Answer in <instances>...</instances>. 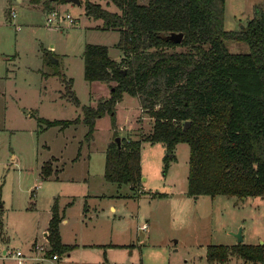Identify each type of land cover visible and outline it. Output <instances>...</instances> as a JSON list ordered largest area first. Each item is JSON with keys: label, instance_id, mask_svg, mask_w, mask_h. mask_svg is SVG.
Returning a JSON list of instances; mask_svg holds the SVG:
<instances>
[{"label": "rangeland", "instance_id": "1", "mask_svg": "<svg viewBox=\"0 0 264 264\" xmlns=\"http://www.w3.org/2000/svg\"><path fill=\"white\" fill-rule=\"evenodd\" d=\"M38 1L0 0V264H18L9 253L26 252L34 238L46 241L42 240V229L53 203L63 207L69 200L67 195L73 194L80 195L75 205L82 206L83 194L90 192H105L107 196L88 199L89 205L114 204L116 214L125 215L113 227L112 240L126 243V247L77 250L74 261L62 256L55 264H217L205 260L206 246L228 247L236 243L234 233L238 231L241 238L244 235L241 243L264 244V196L241 199L186 194V143L175 144L174 159L165 171V146L141 141L144 180L142 192L137 193L129 184L108 182L104 177L105 151L113 140L108 114L96 120L91 139L85 137L87 126L82 121L62 129L43 128L40 117L81 118V106H95L109 96L108 83L84 79L82 54L86 43L105 45L116 61L122 60L123 53L115 46L118 30L105 28L101 19L87 16L85 0L79 4L56 0L58 5L52 3L55 0H44L36 6ZM90 1L118 12L108 0ZM44 6L58 11L59 18L47 22L50 11ZM258 6L264 9V0H224L223 28L238 30ZM11 12L15 15L10 16ZM67 13L73 22L64 19ZM228 45L230 52H247L243 42L230 41ZM45 53L51 61L57 60L54 66L44 63ZM44 70L51 74L43 76ZM68 80L79 106L63 96ZM152 122L138 97L124 94L117 102L119 137L139 139L150 131ZM53 155L58 157V166H54L60 169L58 179L41 178L45 162L53 169V161L49 160ZM142 223L145 228L140 227ZM107 230L104 223L100 234L104 232L109 239ZM6 242L5 251L9 253L5 257L1 246ZM218 264H264V257L261 262H250L229 253L225 262Z\"/></svg>", "mask_w": 264, "mask_h": 264}, {"label": "trees", "instance_id": "2", "mask_svg": "<svg viewBox=\"0 0 264 264\" xmlns=\"http://www.w3.org/2000/svg\"><path fill=\"white\" fill-rule=\"evenodd\" d=\"M223 1L108 0L117 12L85 0L87 16L119 32L115 46L123 53L121 61L111 58L100 44L86 43L82 54L84 79L108 83L110 94L95 106H81V118L38 121L45 128L61 129L82 121L87 126L85 137L91 139L96 120L108 114L113 140L105 151L104 177L129 184L131 190L141 185L140 150L145 140L165 146V171L174 159L175 144H187V195L264 196V9L256 7L238 30H225ZM178 32L181 38L176 42L170 35ZM230 41L245 43L247 52L228 51ZM43 60L55 65L48 53ZM124 94L138 97L153 122L146 135L119 137L118 145L116 104ZM63 96L79 106L71 80ZM41 174H51L48 161ZM59 220L55 204L46 235L49 253L71 248L61 243ZM229 253L261 262L264 245L209 244L205 260L223 263Z\"/></svg>", "mask_w": 264, "mask_h": 264}, {"label": "crops", "instance_id": "3", "mask_svg": "<svg viewBox=\"0 0 264 264\" xmlns=\"http://www.w3.org/2000/svg\"><path fill=\"white\" fill-rule=\"evenodd\" d=\"M43 2H44V0H39L37 2L36 6H41ZM52 3H55L57 5L59 4L58 1H56V0L52 1ZM34 4H36V3H34ZM254 7H255V4H254ZM57 8H59V6ZM44 9L46 11H51L50 8H47V6H44ZM252 14H253V11H252ZM11 15H12V13H10V16ZM14 15H15V13H14ZM14 15H12V16H14ZM44 71L46 72V70H44ZM50 74L51 73H48L47 76H49ZM47 76H45V77H47ZM25 112L27 114L30 113L29 110H26ZM116 127H117V125H116ZM43 128H45V127L43 126ZM49 160L53 161L52 162L53 163V169L51 170V174L47 177H43L41 174V178L48 179L49 177L52 176L53 179H58V171L60 169L58 167H54L55 165L58 166L57 164H55L58 160V157L53 155V156H51V159H49ZM140 160H141V174H143V171H142L143 163H142V157H141V150H140ZM141 180L143 181L144 178L143 179L141 178ZM142 188H143V186L140 185L137 193L142 192L141 191ZM157 194L159 195V192ZM106 196L107 195L105 192H90L87 194H83L84 204H82V206H79L78 204L75 205V203L78 201V198L80 197V195H73V194L70 195L69 194V195H67L69 200H67V202L63 205V207H59L56 203H53L50 207V210H49L50 214L48 216V223L42 229V232H43L42 240L43 239L47 240L46 235H47L49 220L52 216V207L56 204L57 209H58L59 219H60L59 223H58V230H59L61 243L66 244V245H71V248L68 251L61 253V254L55 252V254H57L56 259L43 260V261H30V260H28L24 263L25 264H39V263L48 261V262L55 264L58 260H61L62 256L68 258V260H70L72 262V261H74L73 259L76 258L75 252L77 250H97L98 251L99 248H104L103 250H106L107 247L108 248L118 247V248H120V250H122V248H125L126 243L117 242L115 240H112V234H113L112 229H113V227L116 225V222L123 221L125 219V215H123L121 213L116 214L118 209L114 204H109L108 206H95V205H89V203H88L89 200H93L96 198L102 199V198H105ZM109 196H112V195H109ZM113 196L121 197V195H117V194H115ZM127 196L131 197V195H127ZM244 198L245 197H241V199H244ZM74 207H75V209H74ZM109 211L112 213V215L108 213ZM104 223H106L108 225L107 232H108V236L110 235L109 239H107L104 236V232H103V234H100ZM100 225H102V227H100ZM143 225H146V224L142 223V225H140V227L142 228ZM1 227H2V225H1ZM2 231L3 230H1V232ZM1 232H0V234H1ZM100 235H101V238H97ZM2 239L4 241L8 240L5 238H2ZM36 239L37 238H34V240L30 244V247L28 248V250L26 252L25 251L24 252L22 251V252L25 254H34L33 245L35 242H39ZM243 239H244V235H242L241 241H243ZM236 243H238V242L236 241ZM236 243H233L231 245H234ZM259 243H262V242H259ZM244 244H247V243H244ZM1 245H2V242H1ZM230 246H228V247H230ZM5 247H7V242L3 246H1V248L3 249V252L6 250ZM90 252L91 251L88 252L89 255H91ZM104 253H106V252L104 251ZM92 254H95V253H92ZM83 259L84 258H82L80 260L82 261ZM109 264H116V263L111 261ZM211 264H214V263H211Z\"/></svg>", "mask_w": 264, "mask_h": 264}, {"label": "built area", "instance_id": "4", "mask_svg": "<svg viewBox=\"0 0 264 264\" xmlns=\"http://www.w3.org/2000/svg\"><path fill=\"white\" fill-rule=\"evenodd\" d=\"M12 15H14V12H11ZM59 18V12L55 10H51L49 13V16L47 17V22H53L55 19ZM64 19H67L68 22H73L72 17L70 14H65ZM146 225H143L142 228H145ZM50 245L48 244V240L45 242H35L33 245V252L34 254H25L21 250H15L14 252H6L4 251L5 257L6 254L9 253V255L17 260L18 264H22L28 260L30 261H43V260H51L56 259L57 254L55 253H49Z\"/></svg>", "mask_w": 264, "mask_h": 264}, {"label": "water", "instance_id": "5", "mask_svg": "<svg viewBox=\"0 0 264 264\" xmlns=\"http://www.w3.org/2000/svg\"><path fill=\"white\" fill-rule=\"evenodd\" d=\"M67 1H70V2L75 3V4H79V2H80V0H67ZM170 37H171L174 41L178 42V41L180 40V38H181V33H180V32H178V33H173V34L170 35ZM52 61H53L54 64L57 62L56 59H52ZM185 124H187V121L184 122V125H185ZM115 141H116L117 144L119 145V143H120V138H119V136L115 137ZM234 235L236 236V241H237V242H241V239H242V238H241V236H240L239 231H238L237 233H234Z\"/></svg>", "mask_w": 264, "mask_h": 264}]
</instances>
